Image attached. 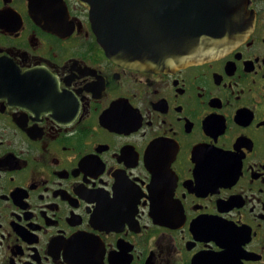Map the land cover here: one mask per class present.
<instances>
[{
	"label": "flooded vegetation",
	"instance_id": "1",
	"mask_svg": "<svg viewBox=\"0 0 264 264\" xmlns=\"http://www.w3.org/2000/svg\"><path fill=\"white\" fill-rule=\"evenodd\" d=\"M249 9L237 47L152 71L109 58L85 0H0V264H264Z\"/></svg>",
	"mask_w": 264,
	"mask_h": 264
},
{
	"label": "water",
	"instance_id": "2",
	"mask_svg": "<svg viewBox=\"0 0 264 264\" xmlns=\"http://www.w3.org/2000/svg\"><path fill=\"white\" fill-rule=\"evenodd\" d=\"M85 1L100 47L133 69L176 70L218 59L249 38L256 23L250 0Z\"/></svg>",
	"mask_w": 264,
	"mask_h": 264
}]
</instances>
